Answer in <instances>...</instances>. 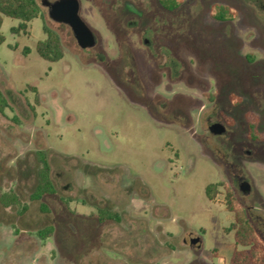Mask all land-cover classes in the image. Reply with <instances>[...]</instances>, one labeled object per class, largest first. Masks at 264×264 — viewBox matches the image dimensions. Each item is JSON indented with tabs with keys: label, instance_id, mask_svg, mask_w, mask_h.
Masks as SVG:
<instances>
[{
	"label": "rangeland",
	"instance_id": "rangeland-1",
	"mask_svg": "<svg viewBox=\"0 0 264 264\" xmlns=\"http://www.w3.org/2000/svg\"><path fill=\"white\" fill-rule=\"evenodd\" d=\"M34 1L24 32L8 17L0 28V194L28 205L22 216L0 206V264H227V189L264 242V141L247 137L244 118L264 133V0H183L171 12L157 0H78L89 49ZM214 5L235 19H212ZM44 29L63 47L57 62L36 53ZM37 150L55 193L28 201ZM99 209L119 221L99 222Z\"/></svg>",
	"mask_w": 264,
	"mask_h": 264
},
{
	"label": "trees",
	"instance_id": "trees-1",
	"mask_svg": "<svg viewBox=\"0 0 264 264\" xmlns=\"http://www.w3.org/2000/svg\"><path fill=\"white\" fill-rule=\"evenodd\" d=\"M159 5L168 12L175 10L183 0H157ZM40 14V8L34 0H0V28L3 17H8L19 21L17 27L12 28L11 32H24L26 25ZM210 16L216 21L234 20L236 13L230 8L222 5H214L211 8ZM45 39L38 41L35 46L36 53L43 60L54 63L63 58V47L59 37L44 29ZM4 42V37L0 32V44ZM28 49H24L26 54ZM234 98L233 95H230ZM7 108L6 100L0 93V113ZM245 122L247 128V137L252 141H264V133L256 132V117L251 112L245 113ZM37 162L36 183L33 191L28 196V201H39L45 196H51L55 193L50 177V166L46 152L37 150L35 153ZM222 186L220 183L208 184L204 188V194L207 200L213 201L217 189ZM226 208L227 211L234 214V223L230 225L227 231H233L234 247L232 255L227 264H264V242L258 237L254 227L246 217L245 211L238 206L229 190H226ZM66 205V204H64ZM0 206L3 208L14 207L17 215L22 216L28 209V205L23 203L18 196L8 190L0 194ZM40 210L46 212L45 205L40 204ZM96 219L99 222L106 220L119 221V215L110 210L99 209L96 213ZM53 228L46 227L37 231L36 236L40 240L49 238L52 235ZM238 247H241L240 249Z\"/></svg>",
	"mask_w": 264,
	"mask_h": 264
},
{
	"label": "water",
	"instance_id": "water-1",
	"mask_svg": "<svg viewBox=\"0 0 264 264\" xmlns=\"http://www.w3.org/2000/svg\"><path fill=\"white\" fill-rule=\"evenodd\" d=\"M41 5L47 8V15L50 20L55 23L67 25L79 48L89 49L95 46V38L92 31L79 17V2L78 0H55L48 1L42 0ZM208 130L213 135L223 134L225 128L221 124H212L208 127ZM240 192L243 195L248 194L249 184L243 182L239 187ZM193 246H199V240L193 238L190 241Z\"/></svg>",
	"mask_w": 264,
	"mask_h": 264
},
{
	"label": "flooded vegetation",
	"instance_id": "flooded-vegetation-1",
	"mask_svg": "<svg viewBox=\"0 0 264 264\" xmlns=\"http://www.w3.org/2000/svg\"><path fill=\"white\" fill-rule=\"evenodd\" d=\"M213 124H216V123H213ZM218 124H219V123H218ZM233 177H234V180H235L236 183H237L238 188L240 187V185H241L243 182H245V180H244L243 178H241V177H239V176H237V175H233Z\"/></svg>",
	"mask_w": 264,
	"mask_h": 264
}]
</instances>
